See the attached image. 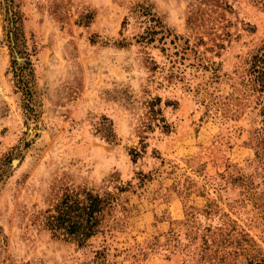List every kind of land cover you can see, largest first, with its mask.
<instances>
[{
	"label": "rangeland",
	"instance_id": "obj_1",
	"mask_svg": "<svg viewBox=\"0 0 264 264\" xmlns=\"http://www.w3.org/2000/svg\"><path fill=\"white\" fill-rule=\"evenodd\" d=\"M263 44L264 0H0V264L263 252ZM84 189L116 201L81 246L44 222Z\"/></svg>",
	"mask_w": 264,
	"mask_h": 264
},
{
	"label": "trees",
	"instance_id": "obj_2",
	"mask_svg": "<svg viewBox=\"0 0 264 264\" xmlns=\"http://www.w3.org/2000/svg\"><path fill=\"white\" fill-rule=\"evenodd\" d=\"M9 12V37L14 51L18 52L17 48L22 46L23 42V32L19 24L21 17L18 10L13 12L10 9ZM23 58L24 64L20 66L24 67L22 69L24 76L27 74L25 67L30 63V59L25 56ZM19 59L22 57L17 55L14 62ZM251 69L255 74L254 81L264 93V44L253 54ZM115 201L114 196L108 192L101 195L88 189L67 191L52 208L46 210L44 223L55 237L74 240L83 246L91 238L104 232L105 216ZM247 264H264V251L256 254Z\"/></svg>",
	"mask_w": 264,
	"mask_h": 264
},
{
	"label": "water",
	"instance_id": "obj_3",
	"mask_svg": "<svg viewBox=\"0 0 264 264\" xmlns=\"http://www.w3.org/2000/svg\"><path fill=\"white\" fill-rule=\"evenodd\" d=\"M14 162H15V160H14Z\"/></svg>",
	"mask_w": 264,
	"mask_h": 264
}]
</instances>
